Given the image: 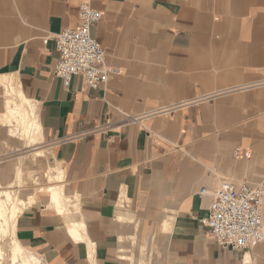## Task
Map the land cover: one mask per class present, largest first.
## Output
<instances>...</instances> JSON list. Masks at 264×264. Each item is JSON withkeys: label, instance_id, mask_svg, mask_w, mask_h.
<instances>
[{"label": "crops", "instance_id": "crops-1", "mask_svg": "<svg viewBox=\"0 0 264 264\" xmlns=\"http://www.w3.org/2000/svg\"><path fill=\"white\" fill-rule=\"evenodd\" d=\"M85 2L102 12L91 33L122 70L98 89L81 76L64 86L56 40L44 42L77 26ZM3 74L34 106L86 227L76 240L40 200L16 220L27 251L123 264L137 258L134 238L154 236L160 264H264V243L220 246L202 221L222 179L264 184V0H0ZM4 100L0 87L10 133Z\"/></svg>", "mask_w": 264, "mask_h": 264}, {"label": "built area", "instance_id": "built-area-1", "mask_svg": "<svg viewBox=\"0 0 264 264\" xmlns=\"http://www.w3.org/2000/svg\"><path fill=\"white\" fill-rule=\"evenodd\" d=\"M79 24L66 27L52 37L56 40L59 59L55 75L68 87L72 79L81 76L87 87L98 89L122 70L107 62V51L92 35V26L102 18V12L89 3L79 7ZM202 195L208 191L202 189ZM264 184L253 185L222 179L202 221L211 238L223 247L252 248L264 243Z\"/></svg>", "mask_w": 264, "mask_h": 264}, {"label": "bare ground", "instance_id": "bare-ground-1", "mask_svg": "<svg viewBox=\"0 0 264 264\" xmlns=\"http://www.w3.org/2000/svg\"><path fill=\"white\" fill-rule=\"evenodd\" d=\"M14 79L13 76H10L9 74L0 75V87L4 89L5 95V100L3 101L5 111L4 116L2 117H4L8 122H16L21 130L20 132L22 134V142L25 145H33L34 143H37V141H43V136L41 134L40 128L41 125H39L40 121L38 123L34 106H28L29 100H27V98L24 96L21 89L15 85L16 83H14ZM27 156L29 157L30 163L32 165L31 170L28 169L26 172H24L23 168L21 167V161H17V164H15V178L13 180H10V182H8L6 186H2L3 183L0 182V237L1 235L4 237L8 233H10L11 235L12 264H41L39 256L35 253L27 251L20 244L16 235V220L18 215L22 213L24 209L38 203V194H41L42 197L46 196V204L49 208L61 213L63 216H66L69 220H66L67 222H72V225L68 226L71 235L76 240H87L85 235V223L83 218H81L82 209L80 199L77 195L74 196L71 193L70 188L64 181V171L59 165L58 161L53 157H47V152L41 149L31 151V153ZM43 159H45L47 161L46 163H48L47 169H45L46 172L44 174L47 180V184H43V180L41 179L37 180L34 174L35 171H38L34 169L37 162H40V160ZM5 171L6 170L0 168V173ZM24 175L27 177L26 180L29 179L30 183L32 182V184L35 186L34 189L31 190L27 198L21 199L19 195L22 191L21 188L24 187ZM38 183L40 184V186L37 187L36 185H38ZM118 212L121 220L128 221L134 219V214L130 213L129 211L119 208ZM116 215H118V213H116ZM168 225L169 224L167 223L165 224L163 237H165L166 235ZM138 241V249L140 251V249L145 247V243H142L141 239H139ZM90 243L91 242L89 241V247ZM3 256L4 252L0 245V264H2L1 260L3 259ZM122 260L124 262L123 264L144 263L139 258V256L134 259L133 256H129L127 254L122 255ZM88 262L89 264H94V257L90 251Z\"/></svg>", "mask_w": 264, "mask_h": 264}, {"label": "rangeland", "instance_id": "rangeland-1", "mask_svg": "<svg viewBox=\"0 0 264 264\" xmlns=\"http://www.w3.org/2000/svg\"><path fill=\"white\" fill-rule=\"evenodd\" d=\"M1 103V101H0ZM1 108V107H0ZM1 119H4V117ZM1 122V120H0ZM7 124H10L12 126H8V129H14V132L12 133V137L9 136V132L5 131L4 128L0 127V168L6 170L5 172L0 173V182L3 183L2 186H6L10 180H13L15 178V164H17V161H21V167L23 168L24 172H26L28 169H32V165L30 163V159L27 155L31 153V151H34L36 149H41L45 150L47 152V157H51V151L49 150V147L47 146L46 140L43 137V141H37V143H34L33 145H25L24 143L21 142V130L19 126L16 124V122H4ZM12 123V124H11ZM17 128V129H16ZM7 129V127H6ZM16 130V131H15ZM18 131V132H17ZM11 135V134H10ZM52 158V157H51ZM19 159V160H18ZM45 159L40 160V162H37L35 166V176L36 179L38 180H43V184H47V180L44 176L45 174V169H47L48 163ZM40 164V165H39ZM25 178V183L23 184L24 187L21 188V193H20V198L25 199L28 197L30 194L31 190L34 189V186L32 182L30 183V180H26V176L24 175ZM31 184V185H30ZM37 187L40 186L36 185ZM23 192V193H22ZM27 193V194H26ZM23 195V196H22ZM22 196V197H21ZM37 197L38 202L40 200H44L46 202V196L42 197L41 194H38ZM45 202H40L36 206H40L42 203ZM35 206V207H36ZM2 237V238H1ZM0 237V245L1 248L3 249L4 256L3 259L1 260L2 264H12V259H11V247H12V240H11V235L8 233L4 237L1 235ZM136 241V242H135ZM133 245L136 247L138 251V240H133ZM141 242L145 243V247L140 249V253L138 252L139 258L144 262L143 264H160V256L157 253V245L159 242L157 240L155 241V237L152 236L151 239L146 240L144 237H141ZM136 243V244H135ZM157 243V245H156ZM160 244V243H159ZM156 245V246H155ZM153 247V248H152ZM156 247V248H155ZM160 247L161 244H160ZM158 252H159V247H158ZM39 256V255H38ZM41 264H48L46 263L42 257H40Z\"/></svg>", "mask_w": 264, "mask_h": 264}]
</instances>
